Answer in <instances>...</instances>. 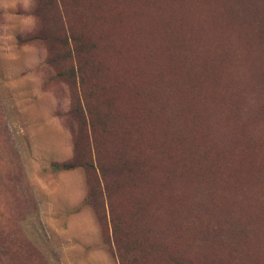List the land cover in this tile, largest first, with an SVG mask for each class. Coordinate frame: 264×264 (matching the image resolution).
Masks as SVG:
<instances>
[{"label":"rangeland","instance_id":"rangeland-1","mask_svg":"<svg viewBox=\"0 0 264 264\" xmlns=\"http://www.w3.org/2000/svg\"><path fill=\"white\" fill-rule=\"evenodd\" d=\"M84 146L150 261L264 264V0H0V264H120Z\"/></svg>","mask_w":264,"mask_h":264},{"label":"trees","instance_id":"trees-1","mask_svg":"<svg viewBox=\"0 0 264 264\" xmlns=\"http://www.w3.org/2000/svg\"><path fill=\"white\" fill-rule=\"evenodd\" d=\"M71 40L74 39L71 37ZM77 52L80 51L79 48L75 46V48H73V50L69 54L71 55L72 53L73 56L76 57ZM78 70L79 69L77 68V70L75 69L71 71L73 76H76L80 79L79 73L81 71ZM65 74L67 73H63V75ZM79 108L75 107L73 112L79 117L78 123H80V129L82 134L84 133L86 137H88L89 135H93L94 137V133L96 132L98 124L94 119L93 113L89 110H86L89 128L88 131H85V129H83L86 128L84 121L85 116ZM86 148L87 147L84 146L82 149L77 150L72 160L65 162H52L50 165L51 168L54 171L69 170L78 166H85L87 168L92 169L95 168L98 171L99 176H96V178L91 182L86 199L89 204L93 205V200L95 198H98V193L99 196L102 197L104 201H106L108 208V224L110 226L109 239L114 245L115 254L118 257L120 264H155L153 261H150L147 258V255L152 253L156 254L158 252L159 247H154L151 245L149 248H145L142 247L140 244H136L134 242L132 243V240L130 239V233L125 230L127 228L125 227L124 220L120 216H118L115 211L113 197L117 190L120 188V185L122 186V184H120L119 182V179L121 174L125 173L127 163H121L118 161V159H116L118 164H116V162L106 163V157L102 156L101 152L97 148L94 149L96 164L92 162H87V160H85L87 158ZM182 263L183 262L180 259L172 258L169 260V264Z\"/></svg>","mask_w":264,"mask_h":264}]
</instances>
